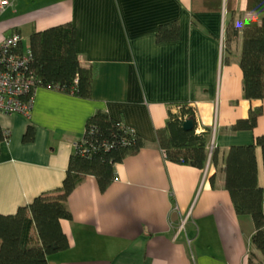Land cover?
<instances>
[{"label": "crops", "instance_id": "crops-1", "mask_svg": "<svg viewBox=\"0 0 264 264\" xmlns=\"http://www.w3.org/2000/svg\"><path fill=\"white\" fill-rule=\"evenodd\" d=\"M9 1L0 13V43L19 34L24 51L31 33L71 23L78 60L92 80L89 97L39 87L29 116L0 118L9 133L0 147V213L62 185L97 111L144 142L115 165L104 191L92 175L73 188L71 219L61 220L69 245L49 255L48 264H248L251 253L254 264H264L251 244L253 222L235 213L223 172L230 146L264 133V99L244 98L239 66L242 27L262 16L246 9V0ZM165 25H176V38L159 41ZM182 106L194 111L197 133L210 130L207 148L216 149V164L208 159L198 169L165 157L156 132ZM258 106L253 130L230 129ZM29 124L34 138L23 142ZM256 157L263 187L260 148Z\"/></svg>", "mask_w": 264, "mask_h": 264}, {"label": "trees", "instance_id": "trees-1", "mask_svg": "<svg viewBox=\"0 0 264 264\" xmlns=\"http://www.w3.org/2000/svg\"><path fill=\"white\" fill-rule=\"evenodd\" d=\"M230 3L234 1L228 0ZM216 7V6H215ZM246 9L260 14V23H244L241 34L239 66L243 78L245 99H264V0H246ZM176 25L162 26L159 41L176 38ZM233 34L238 30L233 29ZM30 68L42 86H59L64 92L89 97L92 70L80 65L75 48V30L71 23L33 32L29 36ZM19 49V45H18ZM225 49L229 50L228 43ZM230 51V50H229ZM262 108L250 107L248 116L238 119L231 130H253ZM194 118L190 107L182 106L170 114L163 129L156 132L157 142L167 159L203 169L209 159L216 164L217 151L207 148L210 130L197 133L195 127L185 130L182 123ZM9 133L0 124L1 143ZM34 138V126L29 124L23 142ZM143 139L107 113L97 111L86 124L84 134L69 157L62 185L38 194L12 214L0 213V264H48V256L67 249L69 243L61 228V220H70L67 197L87 175L96 178L101 191L116 178L115 165L143 146ZM256 148L261 149L264 172V133L250 144L232 145L223 156L224 188L228 191L237 215H249L254 226L251 244L264 256V186L257 181ZM212 181V180H211ZM250 254L248 264L252 261Z\"/></svg>", "mask_w": 264, "mask_h": 264}, {"label": "built area", "instance_id": "built-area-1", "mask_svg": "<svg viewBox=\"0 0 264 264\" xmlns=\"http://www.w3.org/2000/svg\"><path fill=\"white\" fill-rule=\"evenodd\" d=\"M9 6V0H0V13ZM20 41V35L13 34L0 43V118L15 114L29 116L33 93L39 87L62 90L59 86L40 84L30 68L31 52L29 48L19 50ZM212 150L213 145L208 148L209 155ZM262 212L264 214V192Z\"/></svg>", "mask_w": 264, "mask_h": 264}, {"label": "water", "instance_id": "water-1", "mask_svg": "<svg viewBox=\"0 0 264 264\" xmlns=\"http://www.w3.org/2000/svg\"><path fill=\"white\" fill-rule=\"evenodd\" d=\"M194 125H195V122H194V118L190 117V118H187L186 120L183 121L182 123V127L185 129V130H191L194 128Z\"/></svg>", "mask_w": 264, "mask_h": 264}, {"label": "rangeland", "instance_id": "rangeland-1", "mask_svg": "<svg viewBox=\"0 0 264 264\" xmlns=\"http://www.w3.org/2000/svg\"><path fill=\"white\" fill-rule=\"evenodd\" d=\"M250 217V216H249Z\"/></svg>", "mask_w": 264, "mask_h": 264}]
</instances>
